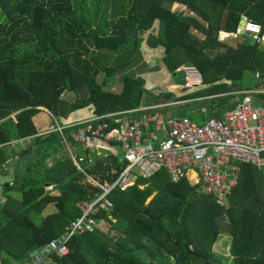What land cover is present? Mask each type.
Instances as JSON below:
<instances>
[{
    "label": "trees",
    "instance_id": "1",
    "mask_svg": "<svg viewBox=\"0 0 264 264\" xmlns=\"http://www.w3.org/2000/svg\"><path fill=\"white\" fill-rule=\"evenodd\" d=\"M97 3L77 7L72 0H7L0 16V121L5 120L0 123V167L9 160L5 145L33 138L18 156L14 183L5 188L7 203L0 211L3 264L30 263L32 253L61 237L70 222L82 216L78 204L99 191L67 158L57 133L36 136L32 119L41 108L60 121L86 109L103 117L186 102L162 112L203 124L234 109L242 97L236 92L264 86V47L249 38L236 46L223 41L240 39L251 21L262 26L264 42V0H123L125 10L116 7L111 21H102L101 15L110 2ZM102 4L108 5L104 11ZM144 42L149 49L161 47L170 74L184 75L183 68L194 66L208 87L176 96L154 91L140 77L131 78L124 72L139 62ZM119 73L124 75L116 94L107 87ZM65 93L75 100L64 101ZM257 101L264 104V94ZM123 166L110 156L85 170L113 182ZM114 170L118 173L112 174ZM111 199V213L97 217L103 225L74 236L63 259L50 255L49 260L221 264L214 246L227 221L229 264H264L263 175L251 165L242 166L228 207L199 194L186 180L171 183L165 171L140 177L126 191L115 190Z\"/></svg>",
    "mask_w": 264,
    "mask_h": 264
},
{
    "label": "built area",
    "instance_id": "2",
    "mask_svg": "<svg viewBox=\"0 0 264 264\" xmlns=\"http://www.w3.org/2000/svg\"><path fill=\"white\" fill-rule=\"evenodd\" d=\"M244 36L263 44L262 26L251 21L245 25ZM183 72L184 91L195 92L205 86L196 67L187 66ZM236 94L242 97L237 98L234 109L221 119L210 118L203 124L187 116L162 112L183 102L142 106L64 125L54 121V127L44 134L59 135L68 158L99 191L93 199L78 204L82 216L71 221L61 237L37 251L29 264H47L50 255L59 259L67 256L68 243L74 236L91 233L104 224L97 217L113 210L112 193L135 186L140 177L150 178L165 171L171 183L186 180L199 194L215 197L220 205H224L223 199L238 188L243 165H251L261 172L264 184V104L257 101L264 91ZM67 130L70 141L65 133ZM71 142L80 146V151L72 149ZM112 145L120 148L119 157L124 163L121 172H112L118 173L117 179L110 182L89 175L85 167L94 166L101 157L99 150H110Z\"/></svg>",
    "mask_w": 264,
    "mask_h": 264
},
{
    "label": "crops",
    "instance_id": "3",
    "mask_svg": "<svg viewBox=\"0 0 264 264\" xmlns=\"http://www.w3.org/2000/svg\"><path fill=\"white\" fill-rule=\"evenodd\" d=\"M236 41H238V40H236ZM238 43H239V41H238ZM226 44L230 45V43H226ZM139 62H140V60H139ZM139 62L137 64L131 66L130 68H128L124 73L129 75L131 78L133 76H131L130 72L133 75H138L135 78L140 77L142 79H145L147 82V85L153 90L157 89V90L161 91V89H165V90L167 89L168 91H170V93H173L176 96H180L183 94V93L179 94L177 89L183 88V91H184V85H185V76L184 75H183L184 76V84L182 83V86H179V85H177V81L175 78L176 76L174 77V79L171 82H169L167 77H168V75H171V74L167 71L164 64L161 66V68H158L157 70H156V67L150 66L148 64L147 68L144 70L141 67V64ZM162 63H163V61H162ZM138 68L139 69L141 68L142 74H140V75L138 72ZM207 87L208 86H205L203 89H205ZM120 89H121V87L118 88V92L116 94H118L120 92ZM256 90H258V89H256ZM199 100H201V99H199ZM186 104H187L186 102H183V103H180V105H176V106H182V105L184 106ZM203 109L206 110V108H203ZM78 113H79L78 114L79 116H75V114H77V113H75V114L70 115L67 119H61L60 121H57L47 110L41 108L40 112L32 119L33 124L37 130L36 136H43V135L45 136L44 132L47 131L48 129H51L52 127H54L55 123L58 125H64V124H68L71 122L79 121L81 119L85 120V119H88V118L93 116L91 110H89V109L80 111ZM15 115L16 114H12L11 117L13 120L16 121ZM3 121H5V120H3ZM3 121H0V123H2ZM54 121H55V123H54ZM32 140H33V138H27V139H23V140H14L11 143H8L7 145H5L6 155L9 158V160L7 163L3 164L0 167V175H3V176L14 175L15 176V171L17 169L18 156L21 154L22 151L27 149V147L31 144ZM106 146H109V145H106ZM70 147L72 149H78V151H80V146H78L77 144H74V145L71 144ZM64 149H65V146H64ZM120 152H121L120 148L116 145L110 146V150L109 149L107 150L106 148H104V149L101 148L99 150V154L101 155V157H99L98 161L105 159L106 156L107 157L108 156L109 157L115 156V157L121 159L119 157V156H121ZM66 155H67V152H66ZM67 158H68V156H67ZM121 160H120V162H122ZM47 167L48 168L50 167V162H48ZM15 179H16V177H15ZM14 181H13V183H14ZM13 183H11L9 185H12ZM6 186L7 185L0 186V211L2 210V208L7 203V198H6L7 196H6V191H5ZM8 196L12 199L13 198L18 199V196H15L12 194H8ZM226 237L229 238V244H230V242H231L230 236H225V238ZM0 263L3 264V260L0 259ZM47 264H55V263H53L51 260H47Z\"/></svg>",
    "mask_w": 264,
    "mask_h": 264
},
{
    "label": "rangeland",
    "instance_id": "4",
    "mask_svg": "<svg viewBox=\"0 0 264 264\" xmlns=\"http://www.w3.org/2000/svg\"><path fill=\"white\" fill-rule=\"evenodd\" d=\"M74 2V5L78 7L79 6H83L86 7V4H88V6L90 7H95V5H97V0H72ZM107 2H110L109 7H107L105 4L101 5V10L104 11L107 7V13L103 14L101 12L102 15V21H104V17L108 20L111 21V13L113 12L114 9H116V7H118L119 9L123 10L124 7V3L123 0H106ZM121 1V3L119 2ZM104 2V1H103ZM5 5H7V0H0V16L4 15L5 10ZM123 5V6H122ZM103 8V9H102ZM125 10V7H124ZM186 15H192L189 12L186 13ZM195 34H197L200 37H204L203 34H200L198 31H194ZM139 35V34H138ZM243 38H248V36H241L240 39H236V38H226L223 41L225 43H230L231 46H236L238 41L243 39ZM238 40V41H236ZM264 47V42L263 44H261ZM142 57L140 58V64L141 67L145 70L147 68V65L149 64L150 66L156 67V70L158 68H161V66L163 65L162 61H163V50L161 49V47H158V49H149L148 46H146V43L144 42L142 44ZM187 67V66H186ZM138 72L139 75L142 74L141 72V68H138ZM131 76H133L132 78L137 77L138 75H133L130 72ZM123 73H119L116 78L114 79V81H112V83L107 87V89L113 93H117L118 92V88L121 87V83H122V78H123ZM174 75H168V80L169 82H171L174 79ZM104 76L101 75L98 80L99 83L101 84L103 81ZM176 81H177V85L182 86V83L184 84V76L182 74L177 75L176 77ZM259 90L264 91V86H261L258 88ZM164 90V91H163ZM154 91H157V89H154ZM160 91V90H158ZM157 91V92H158ZM177 91L179 92V94H185L182 89H177ZM161 92H170L167 89H161ZM62 99L66 102H73L75 100V96L73 94H68L65 93L62 97ZM176 105H180V104H176ZM175 105V106H176ZM150 107H154V106H150ZM88 111V110H87ZM79 113L75 114V116H79ZM118 150V149H117ZM121 160V159H120ZM122 161V160H121ZM151 199L148 200V202ZM227 227H228V222L227 221H223L222 223V236L220 237V240L218 241V243L214 246V252L215 254L219 257L221 264H229V257H230V247H231V242L229 244V238H225V236H229L227 233ZM111 236L112 233H110ZM228 246V247H227ZM170 264H173L172 261H170Z\"/></svg>",
    "mask_w": 264,
    "mask_h": 264
},
{
    "label": "water",
    "instance_id": "5",
    "mask_svg": "<svg viewBox=\"0 0 264 264\" xmlns=\"http://www.w3.org/2000/svg\"><path fill=\"white\" fill-rule=\"evenodd\" d=\"M251 44H255L254 39H251ZM14 180H15L14 175H10V176L0 175V186L9 185V184L13 183ZM223 203L226 207H228L229 206V199L227 197H225L223 199ZM35 254H36V252L32 253V256H34Z\"/></svg>",
    "mask_w": 264,
    "mask_h": 264
}]
</instances>
